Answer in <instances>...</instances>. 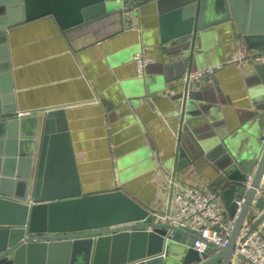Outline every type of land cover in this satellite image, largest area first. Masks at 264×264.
Here are the masks:
<instances>
[{
  "label": "water",
  "instance_id": "95a60500",
  "mask_svg": "<svg viewBox=\"0 0 264 264\" xmlns=\"http://www.w3.org/2000/svg\"><path fill=\"white\" fill-rule=\"evenodd\" d=\"M212 1L221 2L155 0L165 78L176 80L180 89L177 156L208 160L217 172L212 183L223 189L230 215L244 195L227 244L219 249L208 244L199 251L192 246L198 230L156 219L165 214L126 190L83 192L62 109L17 116L6 50L10 28L44 16L54 18L65 33L102 21L122 25L139 0H0V264L233 263L238 233L264 173V62L252 65L250 106L238 114L240 124L233 131L209 122L204 100L210 99L213 81L191 73L201 62L209 28L221 21L234 20L244 43L264 50V11L240 15L228 7L232 0H222L224 14L207 19ZM251 171L245 190L242 183ZM255 209L263 211L251 214L250 230L264 217L263 197L255 200Z\"/></svg>",
  "mask_w": 264,
  "mask_h": 264
},
{
  "label": "crops",
  "instance_id": "0c3cea01",
  "mask_svg": "<svg viewBox=\"0 0 264 264\" xmlns=\"http://www.w3.org/2000/svg\"><path fill=\"white\" fill-rule=\"evenodd\" d=\"M220 1H212L207 19L224 14L227 4ZM228 3L240 15L264 11V3L255 0ZM209 30L197 69L216 67L210 78L201 77L213 81L210 99L204 100L208 120L214 128L227 125L233 131L240 124L238 114L250 106L254 63L228 59L238 46L259 49L244 43L232 19ZM6 34L17 116L63 110L83 192L118 186L165 214L175 206L176 184L220 187L212 183L217 172L207 159L192 162L188 154L177 156L180 89L176 80L165 78L155 0H139L122 25L102 21L65 33L54 18L44 16ZM141 50L150 57L143 76L133 59ZM232 264L242 262L233 258Z\"/></svg>",
  "mask_w": 264,
  "mask_h": 264
},
{
  "label": "built area",
  "instance_id": "2783aa9c",
  "mask_svg": "<svg viewBox=\"0 0 264 264\" xmlns=\"http://www.w3.org/2000/svg\"><path fill=\"white\" fill-rule=\"evenodd\" d=\"M127 18H130L129 13L126 15ZM133 59L138 75L143 76L150 57L141 50L134 54ZM228 62L262 63L264 62V50L247 51L243 46H238L231 53ZM215 68L209 66L202 70H196L191 73V76L210 78ZM253 175V171L247 173L246 179L242 183L245 190L250 187ZM170 181L175 184V177H171ZM222 190L220 187L212 189L194 184H176L173 194L175 206L164 215L165 220L199 231L192 243V246L199 251H202L208 244L216 249L227 244L243 204L244 195L236 200L235 212L230 215L222 199ZM261 197L264 198V173L259 184L255 187V199L250 204L248 215L238 233L233 250V258L240 259L239 254L244 256V259H240L242 264H264V217L256 229H249L250 222L254 220L250 216L256 211L255 200ZM262 211V209L257 210L256 216H259ZM214 226H217L218 229H214Z\"/></svg>",
  "mask_w": 264,
  "mask_h": 264
}]
</instances>
